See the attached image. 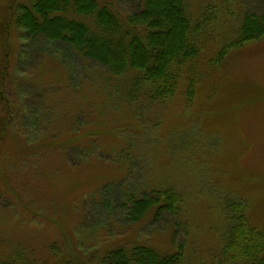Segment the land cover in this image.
I'll list each match as a JSON object with an SVG mask.
<instances>
[{
	"label": "rangeland",
	"instance_id": "rangeland-1",
	"mask_svg": "<svg viewBox=\"0 0 264 264\" xmlns=\"http://www.w3.org/2000/svg\"><path fill=\"white\" fill-rule=\"evenodd\" d=\"M31 1L0 0V260L25 247L36 264L73 261L71 253L103 264L119 245L167 252L179 243L182 264H218L225 207L235 198L246 200L250 223L264 227V37L233 48L221 66L208 59L237 37L248 14H264V0H187L211 40L194 98L186 100L182 79L174 97L134 105L125 118L105 108L106 91L76 88L98 73L96 64L27 37L15 23ZM103 1L125 13L142 0ZM114 102L126 110L127 101ZM93 110L103 119L90 125ZM134 186L172 188L179 213L127 222L124 192Z\"/></svg>",
	"mask_w": 264,
	"mask_h": 264
},
{
	"label": "trees",
	"instance_id": "trees-1",
	"mask_svg": "<svg viewBox=\"0 0 264 264\" xmlns=\"http://www.w3.org/2000/svg\"><path fill=\"white\" fill-rule=\"evenodd\" d=\"M15 21L27 37L65 45L87 65L96 64L98 73L79 79L76 88L91 85L93 90L106 91L103 105L110 114L124 118L129 109L134 110V105L163 104L174 97L182 79L186 82V100L191 103L202 75V69L197 68L211 42L201 33L202 22L190 16L187 0H142L135 10L125 13L103 0H32L19 8ZM263 37L264 14H248L237 37L208 59L221 66L233 48ZM115 100L127 101L123 103L126 110L119 109ZM46 114L47 120H41L44 126L53 116L51 110ZM102 119L103 115H95L93 110L89 124ZM90 140L82 143L86 145ZM93 140L98 142V138ZM94 155L95 152L90 154ZM110 186H105V190H110ZM125 189L122 207L127 209V222L141 223L148 216L158 221L165 214L179 213L181 196L172 188ZM247 207L246 200L241 198L227 201L225 215L229 224L221 255L224 259L221 257L218 264H264V227L250 223ZM174 246L163 252L143 243L119 245L107 250L103 264H182L184 249L179 243ZM18 248L15 254L1 258L0 264H36L33 250ZM70 258L73 261L63 264H87L72 257V253Z\"/></svg>",
	"mask_w": 264,
	"mask_h": 264
}]
</instances>
